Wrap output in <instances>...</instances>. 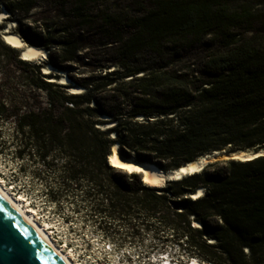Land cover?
<instances>
[{
    "label": "trees",
    "instance_id": "16d2710c",
    "mask_svg": "<svg viewBox=\"0 0 264 264\" xmlns=\"http://www.w3.org/2000/svg\"><path fill=\"white\" fill-rule=\"evenodd\" d=\"M43 1L0 0V11L55 68L68 72L84 34L99 35L109 55L96 76L68 75L85 89L72 95L14 54L30 92L47 94L44 107L30 96L12 110L18 157L56 175L50 200L76 197L117 227L142 221L159 235L161 225L166 240L214 264H264V156L211 163L162 190L109 163L116 144L123 159L164 171L214 151L264 149V0H57L55 19L26 24ZM4 29L0 92L12 78L3 56L15 52ZM103 116L115 126L101 130Z\"/></svg>",
    "mask_w": 264,
    "mask_h": 264
},
{
    "label": "rangeland",
    "instance_id": "374dc122",
    "mask_svg": "<svg viewBox=\"0 0 264 264\" xmlns=\"http://www.w3.org/2000/svg\"><path fill=\"white\" fill-rule=\"evenodd\" d=\"M57 15V0H45L29 14L25 23L36 24L47 19H55ZM13 21L15 19L0 23L5 27L2 34L10 30L20 35L17 26L11 28ZM78 44L79 55L70 64L71 68L66 74L76 78L96 76L99 74L98 67L109 56L105 51L106 46L103 40L99 35L84 34L79 37ZM7 46L15 52H5L3 56L7 63L6 71L12 78L8 79L9 83H6L0 92V101L3 99L6 103V112L0 117V184L47 232L56 246L67 254L74 264H165L164 262L167 261L171 264H214L195 254L188 255L189 253L183 250L185 247L179 248L176 242L171 239L166 240L167 231L161 225L156 227L159 235H156L155 231H147L142 221L136 223L137 227L134 229L126 224H122L120 228L109 223L108 220L100 221L99 215L76 197L75 199L71 197L70 200L65 199L60 205L50 200L48 190L51 184L53 187L56 175L53 170L52 174L48 173L37 160L31 161V159L18 157V144L15 136L16 116L12 110L13 107L17 109L22 104L32 102L31 99H36L37 105L44 107L48 101L47 94L37 89L30 92V88L24 82L27 73L18 68L14 59V54H19V51ZM58 56L64 55L59 52L55 54V57L58 58ZM30 62L40 65L42 73L49 78L52 84L66 86L68 93L71 84L64 85L67 77L65 79L62 75L59 78L54 72L49 73L44 69L45 62L42 60ZM1 77L2 74H0V79ZM53 89L60 88L53 87ZM30 96L31 99H29ZM103 126L101 130H108L105 124ZM132 159L135 160V158ZM219 161L223 160L215 162ZM41 172L42 175H40ZM162 189L164 188L159 190ZM210 242L216 244L215 241ZM223 258L226 257L223 256Z\"/></svg>",
    "mask_w": 264,
    "mask_h": 264
},
{
    "label": "bare ground",
    "instance_id": "6f19581e",
    "mask_svg": "<svg viewBox=\"0 0 264 264\" xmlns=\"http://www.w3.org/2000/svg\"><path fill=\"white\" fill-rule=\"evenodd\" d=\"M5 19H8V12L0 11V23L4 22ZM12 29L17 25L15 21H13ZM12 24V23H11ZM2 39L4 42L10 47L19 51L21 59L25 61H35V60H45V63L49 68L52 69L50 73H55L59 78L62 75L67 77L64 85L71 84L69 86V94L79 95L84 93L85 89L77 86L70 80L69 76L66 74L67 71L55 68L49 62V52L48 50L35 46L28 45L24 42V40L20 37V35L7 30L2 34ZM47 69V68H45ZM50 69V70H51ZM47 73V72H46ZM73 84V85H72ZM101 120L106 121V129H111L115 126V122L111 121L108 116H103ZM103 125H100L99 128L103 129ZM111 138L116 139V135H111ZM264 156V150L259 152L258 154H254L251 150H241L234 154H230L229 149L214 151L211 154H205L198 157L196 160L183 165L182 167L176 169V172L171 173V175L167 174V172H162L160 168L155 165H152L147 162H139L134 159H123L119 154V144H116L113 147L112 155L109 157L110 165L118 168H122L128 170L129 172H138L142 173L144 177V183L152 188L160 189L165 188L169 180H181L184 177L191 176L194 174L201 173L208 165L218 160H227L234 159L236 161L247 162L249 160L255 159L257 157ZM170 176V177H169ZM203 190V191H202ZM204 192V188L200 187L199 190L195 193V196L191 195V198L196 200L202 197V193ZM0 197L4 200V202L14 210L22 220L36 233V235L48 246L50 247L65 264H74L63 251L56 246V244L52 241L47 232L31 217L24 209L20 206V204L11 196L0 184ZM195 228H199L197 224L194 225ZM165 264H168L165 262Z\"/></svg>",
    "mask_w": 264,
    "mask_h": 264
},
{
    "label": "water",
    "instance_id": "95a60500",
    "mask_svg": "<svg viewBox=\"0 0 264 264\" xmlns=\"http://www.w3.org/2000/svg\"><path fill=\"white\" fill-rule=\"evenodd\" d=\"M262 150L264 149L251 150V152L258 154ZM236 152L239 151L230 154ZM165 172L171 175L176 170ZM0 264H65L1 197Z\"/></svg>",
    "mask_w": 264,
    "mask_h": 264
},
{
    "label": "clouds",
    "instance_id": "9594fccd",
    "mask_svg": "<svg viewBox=\"0 0 264 264\" xmlns=\"http://www.w3.org/2000/svg\"><path fill=\"white\" fill-rule=\"evenodd\" d=\"M2 11H5V10H2ZM8 20H10V17H9V14H8V19L7 20H5V21H8ZM4 21V22H5ZM12 24H14V23H12ZM16 24V23H15ZM42 61H44L45 62V60H42ZM47 67V65H46V63H45V66H44V69ZM46 70V69H45ZM45 72V71H44ZM203 194V193H202ZM194 195H196L195 193L194 194H192V196H194Z\"/></svg>",
    "mask_w": 264,
    "mask_h": 264
}]
</instances>
